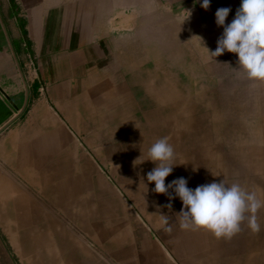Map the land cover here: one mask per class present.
Segmentation results:
<instances>
[{
	"label": "rangeland",
	"instance_id": "1",
	"mask_svg": "<svg viewBox=\"0 0 264 264\" xmlns=\"http://www.w3.org/2000/svg\"><path fill=\"white\" fill-rule=\"evenodd\" d=\"M81 1L69 0L75 17ZM81 3L84 20L101 7L91 50L111 74L56 107L65 131L39 137V184L22 185L37 190L0 186V264H264V207L257 232L247 219L231 237L183 229L180 198L147 181L155 162L134 164L166 137L176 163L166 184L224 180L264 200V80L249 79L236 53H210L223 32L216 10L230 6L229 23L241 0H211L207 10L199 0Z\"/></svg>",
	"mask_w": 264,
	"mask_h": 264
},
{
	"label": "crops",
	"instance_id": "2",
	"mask_svg": "<svg viewBox=\"0 0 264 264\" xmlns=\"http://www.w3.org/2000/svg\"><path fill=\"white\" fill-rule=\"evenodd\" d=\"M81 2L75 17L69 0H0V186L36 191L22 185L39 184L32 156L39 137L65 131L56 107L79 85L94 89L109 79L111 68L99 67L91 50L100 6L84 20Z\"/></svg>",
	"mask_w": 264,
	"mask_h": 264
},
{
	"label": "clouds",
	"instance_id": "3",
	"mask_svg": "<svg viewBox=\"0 0 264 264\" xmlns=\"http://www.w3.org/2000/svg\"><path fill=\"white\" fill-rule=\"evenodd\" d=\"M207 10L211 0H199ZM231 7H219L215 12V22L223 26L222 35L217 39V47L209 50L215 57L225 51L236 53L238 65L243 68L249 79L264 80V0H241L234 18L226 23ZM191 15H188L184 21ZM208 48V47H207ZM174 148L167 138H160L148 149V158L134 161L141 164L145 160L155 162V167L147 172V181L155 182L153 191L164 193L170 200L179 197L182 201L180 227L204 228L216 237H231L241 230L242 222L247 219L252 231L260 230L256 213L264 207V200L256 192L248 191L239 183L228 184L224 180L188 186L186 177H177L166 184L165 178L173 172ZM195 170V169H194ZM172 189L173 192H169ZM171 208V203L168 205ZM250 214V215H249ZM165 215V230L171 231Z\"/></svg>",
	"mask_w": 264,
	"mask_h": 264
},
{
	"label": "bare ground",
	"instance_id": "4",
	"mask_svg": "<svg viewBox=\"0 0 264 264\" xmlns=\"http://www.w3.org/2000/svg\"><path fill=\"white\" fill-rule=\"evenodd\" d=\"M263 195H264V194H263ZM263 197H264V196H263ZM147 225H148V224H147ZM151 227H152V226H151ZM155 228H156V226H155ZM160 239H161V238H160ZM33 240H34V241H35V240L38 241L37 239H33ZM46 243H47V244H46V246L44 247L46 250L42 248L43 250H45V251H47V252H48L49 250H50V251H54V250H56V245H57V244L55 245V243L51 242V240H50L49 242L46 241ZM56 243H57V242H56ZM32 245H33V244H32ZM160 245H161V244H160ZM42 247H43V244H42ZM164 247L166 248V252H167V253L170 252V251L168 250L167 246L164 245ZM213 248H214V247H213ZM168 254H169V253H168ZM63 256H64V255H63ZM62 258H63V257H62ZM57 264H62V263H61V261H60V263L57 262ZM69 264H70V263H69Z\"/></svg>",
	"mask_w": 264,
	"mask_h": 264
}]
</instances>
